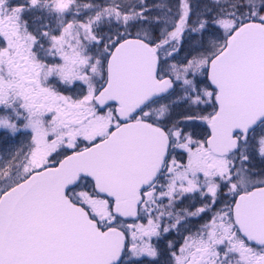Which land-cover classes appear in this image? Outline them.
<instances>
[{
    "label": "snow or ice",
    "instance_id": "snow-or-ice-1",
    "mask_svg": "<svg viewBox=\"0 0 264 264\" xmlns=\"http://www.w3.org/2000/svg\"><path fill=\"white\" fill-rule=\"evenodd\" d=\"M0 264H264V0H0Z\"/></svg>",
    "mask_w": 264,
    "mask_h": 264
}]
</instances>
